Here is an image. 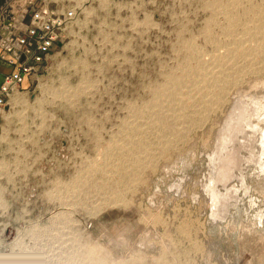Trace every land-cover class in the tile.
<instances>
[{"label":"rangeland","instance_id":"rangeland-1","mask_svg":"<svg viewBox=\"0 0 264 264\" xmlns=\"http://www.w3.org/2000/svg\"><path fill=\"white\" fill-rule=\"evenodd\" d=\"M49 1L52 8L78 7L79 16L2 120L0 264H72L70 253L93 247L108 264H264L259 163L242 150L241 169L227 184L236 199L224 218H214L218 210L204 187L233 101L243 100L236 109H244L257 96L264 99L258 39L244 44L250 55L235 56L237 66L256 62L258 70L241 72L244 83L214 112L201 94L210 87L190 98L187 76L178 109L167 116L153 108L156 89L167 86L171 74L185 73L191 51L210 63L233 47L228 29L243 32L263 22L264 0H238L234 7L229 0ZM213 2L235 8L233 26ZM226 67L236 71L232 63ZM166 143L171 148L159 154ZM120 193L121 199L114 196Z\"/></svg>","mask_w":264,"mask_h":264},{"label":"bare ground","instance_id":"bare-ground-1","mask_svg":"<svg viewBox=\"0 0 264 264\" xmlns=\"http://www.w3.org/2000/svg\"><path fill=\"white\" fill-rule=\"evenodd\" d=\"M239 1L238 0H229V6L230 7H234L235 5H237ZM214 3V2H213ZM225 3V2H224ZM220 2H215L213 5L215 6H220V9L223 13H225V16H229V22L230 25L233 26L235 24V22L237 21L235 18L236 15L235 13H233L232 10H234L233 8H231L232 10L229 11L230 7L226 4V5H220ZM241 4V3H240ZM241 7V6H240ZM252 7V6H251ZM257 7V6H256ZM255 7V8H256ZM248 8V7H247ZM246 9V8H245ZM253 9V8H252ZM261 9V10H260ZM260 13L261 16H264L262 14H264V8H260ZM249 10V9H248ZM247 11V10H246ZM256 11V10H255ZM238 12V11H237ZM239 13V12H238ZM240 14V13H239ZM253 14V13H252ZM248 15V12L247 14ZM227 16V17H228ZM241 16V15H240ZM253 16V15H250ZM244 17V16H243ZM246 17V16H245ZM244 17V18H245ZM256 17V16H255ZM254 17V18H255ZM247 18V17H246ZM249 18V17H248ZM261 18V17H260ZM242 19V18H241ZM257 19V18H255ZM263 19V18H262ZM261 20V19H260ZM241 21V20H240ZM246 21V20H245ZM257 21V20H256ZM243 22V21H242ZM246 23V22H245ZM248 23V22H247ZM250 23V22H249ZM248 23V24H249ZM228 24V22H227ZM251 24V23H250ZM229 26V25H228ZM230 26V27H231ZM236 26V25H235ZM239 26V24H238ZM242 26V25H241ZM250 26V25H249ZM253 26V25H252ZM249 27L246 28L244 27L243 32H237L236 28L232 29H226L227 33L230 35L232 34L234 36L233 41H232V46L230 47L228 52L223 55V56H217L215 57V59H213L210 63H206L205 61H203L200 56H193L194 52L191 51V56L190 57L192 59V62L190 60V58H188V64L185 67V70L183 69V71H185V73L180 75H176V74H171L169 76L167 86L165 85L162 88L156 89V93L157 95L155 96V98L157 97V104L153 107L155 109L157 108L159 110V108L162 110V114L164 115L165 113H163V111H166L167 116H168V112H174L176 109L179 108L180 102L182 101V99L180 98L181 95V88L184 87L185 85V77L187 76L188 81L191 82V86H190V90H188V95H190L191 98V93L195 91V93H201L203 87H210V90L208 92H202V96L203 97H207V99L204 101V107H206V109L208 110H212L213 106L215 104H219L222 103L225 100V97L227 96V94L235 88H237L238 86H240L241 84V76H243L241 74V72L245 73V72H249V71H256L258 70L255 63H249V64H243V65H236L237 64V58L235 57L237 54H242L243 56H248L250 55V52H252V48L251 47H245L244 44L249 42L250 40H256L258 39V49L264 51V21L261 22L260 24H256L253 28ZM211 27V26H210ZM240 28V27H239ZM242 29V28H241ZM224 30V29H223ZM235 30V31H234ZM251 42V41H250ZM253 42V41H252ZM194 43V42H193ZM224 43V42H223ZM249 44V43H248ZM191 47H193V45L189 44V49L191 50ZM193 50L194 47H193ZM190 52V51H189ZM197 52V51H196ZM200 52V51H199ZM241 56V55H240ZM187 58V57H186ZM236 59V60H235ZM244 59V58H243ZM264 59V57H263ZM251 60V59H250ZM187 62V61H186ZM229 63H232L233 65V69H235L236 71H229V68L226 67L229 65ZM257 64V63H256ZM260 64V63H259ZM264 65V64H262ZM231 66V65H230ZM237 66V67H236ZM235 67V68H234ZM232 68V67H230ZM182 70V69H181ZM232 70V69H230ZM179 74V73H178ZM260 77V76H259ZM258 81V80H257ZM243 82V81H242ZM244 83V82H243ZM261 83V82H260ZM264 84V82H263ZM262 83L260 84L261 86L263 85ZM255 85V84H254ZM259 85V86H260ZM186 86V85H185ZM252 86V85H251ZM187 87V86H186ZM202 87V88H201ZM255 87V86H253ZM241 88V87H240ZM260 88V87H259ZM248 89V88H247ZM254 89V88H252ZM257 90V89H256ZM233 91V90H232ZM246 91V90H245ZM234 92V91H233ZM239 92V91H238ZM252 92V91H251ZM261 92V91H260ZM236 93V92H235ZM242 93V92H241ZM240 93V95H241ZM194 94V93H193ZM230 94V93H229ZM243 94V93H242ZM247 94V93H246ZM250 94V93H249ZM247 94V96L249 95ZM256 94V92L254 93ZM195 95V94H194ZM194 95H192V98H196L194 97ZM244 95V94H243ZM262 95V94H260ZM196 96V95H195ZM246 96V97H247ZM252 96V95H250ZM255 96V95H254ZM264 96V95H263ZM262 96V97H263ZM183 97V96H181ZM234 97V96H233ZM239 97V96H238ZM245 97V95H244ZM249 97V96H248ZM254 98V97H253ZM256 98V97H255ZM257 96V99L253 102H247L245 107V111L242 107H239L236 109V105L241 103L243 105V100H239V98H237L236 101H233L234 103L231 106V112L230 114H228L229 120L227 122V125H223L222 127L225 126L223 132H222V136L220 137V142L219 144L216 146L214 151L213 156L210 158L211 159V172L208 178L207 183L205 184L206 186H204L206 189L205 191H207V194L209 196L210 202H211V206L213 208H217L218 210V214L216 216H214V218L217 217H222L224 218V214H226L227 212H229V206L231 204V200L232 199H236L235 194L236 190L233 188H228V182L229 180H231L230 178L233 176L235 170L237 171V168H240L241 166V162L244 159L242 157V150H246L247 153L246 155L248 156L249 159L259 163V169L261 171V173H264V99L263 98H259ZM198 99V98H197ZM243 99V96H242ZM156 100V99H155ZM194 100V99H193ZM229 100V99H228ZM246 100V99H245ZM153 101V100H152ZM202 102V101H201ZM200 103V102H198ZM151 105V104H149ZM167 105V106H166ZM241 105V106H242ZM147 105H145L146 107ZM198 106V105H197ZM240 106V105H239ZM148 109H150V106H147ZM238 107V106H237ZM244 107V106H243ZM151 108V109H153ZM199 108V107H198ZM216 108V107H214ZM146 109V111L148 110ZM150 109V110H151ZM197 109V108H196ZM218 109V108H217ZM217 109H215L217 111ZM144 110V109H143ZM194 110V109H193ZM214 110V109H213ZM212 110V111H213ZM237 110V112H236ZM137 111V110H136ZM140 111V110H139ZM149 111V110H148ZM157 111V110H156ZM200 111V110H199ZM142 111H140L141 113ZM145 112V110H144ZM195 112V111H194ZM211 112V111H210ZM214 112V111H213ZM147 113V112H146ZM158 112H156L157 114ZM199 113V112H198ZM137 114V113H136ZM142 114V113H141ZM181 114V113H180ZM179 114V116H180ZM201 114V113H200ZM138 115V114H137ZM188 115V114H187ZM195 115V114H194ZM198 115V114H197ZM161 115H159L158 117L160 118ZM166 116V117H167ZM170 117H172L169 114ZM200 116V115H199ZM210 116V115H209ZM157 118V116H155ZM165 117V116H164ZM162 117V118H164ZM201 117V116H200ZM203 117V116H202ZM205 117V116H204ZM140 118V117H139ZM150 118V117H149ZM152 118V117H151ZM158 120H162L159 119ZM175 118V117H174ZM186 118V117H185ZM191 118V117H190ZM171 119V118H170ZM200 119V118H199ZM203 119V118H202ZM205 119V118H204ZM228 119V118H227ZM156 120V119H155ZM157 120V121H158ZM196 121V120H195ZM204 121V120H203ZM224 121V120H223ZM165 122V121H164ZM161 123V124H165V123ZM188 122V121H187ZM206 122V121H205ZM173 123V122H172ZM182 124V122L180 123V125ZM225 124V123H224ZM137 125V124H136ZM135 125V126H136ZM148 125V124H147ZM150 125V124H149ZM166 125V124H165ZM185 125V124H184ZM187 125V124H186ZM194 125V124H193ZM198 125V124H197ZM200 125V124H199ZM163 126V125H162ZM172 126V125H171ZM131 127V125H130ZM153 127V126H152ZM156 127V126H155ZM166 127V126H165ZM164 127V128H165ZM168 127V126H167ZM179 127V126H178ZM132 128V127H131ZM134 128V127H133ZM171 128V127H170ZM176 128V127H174ZM189 128V127H188ZM200 128V127H199ZM249 128V129H248ZM167 130V129H165ZM123 131V130H122ZM131 131V130H130ZM146 131V130H145ZM173 131V130H172ZM177 131V129H176ZM179 131V130H178ZM175 132V133H178ZM170 132V131H169ZM190 132V131H189ZM131 133V132H129ZM136 133V132H135ZM155 133V132H154ZM171 133V132H170ZM181 133V132H180ZM192 133V132H191ZM133 134V132H132ZM149 134V133H148ZM172 134V133H171ZM184 134V133H183ZM241 134V135H240ZM177 135L178 134H174ZM181 135V134H180ZM179 135V137H181ZM186 135V134H185ZM132 136V135H131ZM184 136V135H182ZM133 137V136H132ZM178 137V138H179ZM186 137V136H185ZM162 138V137H161ZM131 139V138H130ZM129 139V140H130ZM181 139V138H180ZM219 139V138H218ZM128 140V141H129ZM132 140V139H131ZM154 140V139H153ZM176 140V139H175ZM191 140V139H190ZM179 141V140H178ZM130 142V141H129ZM159 142V141H158ZM157 142V143H158ZM177 142V141H176ZM190 142V141H189ZM188 142V143H189ZM193 142V141H192ZM218 142V141H217ZM163 143V142H162ZM172 143V139L171 142ZM168 143H166V145H164L163 147L160 148L159 154H166L167 149L169 148L170 145H168ZM185 143V142H184ZM138 144V143H137ZM173 145V144H172ZM174 147V146H173ZM176 147V146H175ZM123 148V147H122ZM141 148V147H140ZM171 148V146H170ZM116 149V148H115ZM120 149V148H119ZM175 149V148H174ZM130 150V149H129ZM135 152V148L133 149ZM108 151V150H107ZM125 151V150H123ZM128 151V150H127ZM145 151V149H144ZM148 151V150H146ZM151 151V150H150ZM155 151V150H154ZM126 152V151H125ZM132 153V151H130ZM133 152V155H135ZM138 152V151H137ZM130 153V154H131ZM213 153V152H212ZM116 154V153H115ZM120 154V153H119ZM124 154V153H123ZM151 154H153L151 152ZM128 154H126L127 156ZM132 155V156H133ZM139 155V154H138ZM141 155V154H140ZM145 155V152H144ZM245 155V154H243ZM131 156V155H130ZM131 156V157H132ZM172 156V155H171ZM211 156V155H210ZM124 157V156H123ZM130 157V158H131ZM138 157V156H137ZM141 157V156H140ZM138 157V158H140ZM147 157V156H146ZM150 162H152L153 158H155L153 155L150 156ZM157 157V156H156ZM166 157V156H165ZM134 158V157H133ZM149 158V157H147ZM144 159V158H143ZM152 159V160H151ZM159 159V158H158ZM128 160V159H127ZM250 160V161H251ZM125 161V160H124ZM134 161V160H133ZM154 161V160H153ZM159 161V160H158ZM166 161V160H165ZM140 162V160H139ZM142 162V160H141ZM160 162V161H159ZM132 163V162H131ZM135 163H138L135 162ZM143 163V162H142ZM148 163V161H147ZM125 164V163H124ZM127 164V163H126ZM140 164V163H138ZM153 164H155L153 162ZM159 164V163H158ZM105 165V164H104ZM144 165V164H143ZM142 165V167H143ZM149 165V164H148ZM148 168L149 169V167ZM151 165V164H150ZM160 165V164H159ZM257 165V164H256ZM145 166V165H144ZM155 166V165H154ZM258 166V165H257ZM133 167V166H132ZM141 167V166H140ZM167 167V166H166ZM131 168V166H130ZM137 168V166H136ZM135 168V169H136ZM109 169V168H108ZM128 169V167H127ZM152 169V168H151ZM241 169V168H240ZM139 171L134 172L137 173L134 175V181H136V183H139L141 180L140 177V168L138 169ZM146 170V169H145ZM168 170V169H167ZM111 172V171H110ZM239 172V171H238ZM241 173V172H240ZM114 174V173H113ZM118 174V173H117ZM109 175V174H108ZM142 175V173H141ZM130 176L132 177L133 175L130 174ZM236 176V175H235ZM243 176V174H242ZM129 177V176H128ZM127 177V179H129ZM237 177V176H236ZM245 177V176H243ZM107 178V177H106ZM133 179V178H131ZM233 179V178H232ZM126 180V179H125ZM124 180V181H125ZM149 180V179H148ZM127 181V180H126ZM125 181V182H126ZM241 181V178H240ZM95 182V181H94ZM114 182V181H113ZM129 182V181H128ZM243 182V181H242ZM241 182V183H242ZM78 183V182H77ZM115 184V183H114ZM117 184V182H116ZM127 184V183H124ZM130 184V183H129ZM135 184V183H134ZM222 185L225 187V190L222 191L219 188V185ZM111 185V184H110ZM133 185V183L131 184ZM245 185V184H243ZM128 186V185H126ZM236 186V185H235ZM109 187V186H108ZM124 187V186H123ZM131 190H134V188L132 189L131 186H129ZM139 187V186H138ZM153 187V186H152ZM244 187V186H243ZM235 188V187H234ZM110 189V188H109ZM139 189V188H138ZM143 189V188H142ZM239 189V188H238ZM248 189V188H247ZM246 190V188H245ZM85 191V190H84ZM116 189L112 192H115ZM128 191V190H127ZM150 191V190H149ZM238 191V190H237ZM123 192V191H122ZM129 192V191H128ZM135 192V191H134ZM150 193V192H149ZM120 194L114 195L117 196V198H120ZM154 195V194H153ZM112 196V195H111ZM109 197V196H108ZM122 197V196H121ZM111 198V197H110ZM114 198V197H113ZM128 198V197H127ZM121 199V198H120ZM116 200V198H115ZM108 201V200H107ZM114 201V200H113ZM117 201V200H116ZM122 201V200H120ZM101 202V201H100ZM118 202V201H117ZM124 203V202H123ZM96 206V205H95ZM141 207V206H140ZM126 208V207H125ZM215 208V209H216ZM97 209V208H96ZM141 209V208H140ZM188 209V208H187ZM153 210V209H152ZM151 211V210H150ZM163 211V210H162ZM216 211V210H214ZM148 212V211H147ZM164 212V211H163ZM159 213V212H158ZM217 213V211L215 212ZM223 213V214H222ZM163 214V213H161ZM178 214V213H177ZM213 214V213H212ZM262 214V213H261ZM151 215V214H150ZM140 220V219H139ZM162 220V218L160 219ZM159 221V220H156ZM167 222V221H166ZM169 222V221H168ZM150 223V222H149ZM155 223V221H154ZM159 223V222H158ZM164 223V222H163ZM183 223V222H182ZM157 224V223H156ZM189 224V223H188ZM158 225V224H157ZM156 225V226H157ZM160 225V224H159ZM168 225V224H167ZM165 226V225H164ZM172 226V225H171ZM183 226V225H182ZM180 227V226H179ZM178 228V227H177ZM184 228H186L184 226ZM181 229V228H180ZM186 230V229H185ZM184 230V231H185ZM183 230L181 229L180 232H182ZM186 232V231H185ZM183 232V233H185ZM163 233V232H162ZM187 233V232H186ZM185 233V234H186ZM182 235V234H181ZM166 236V234H165ZM170 236V235H168ZM167 237V236H166ZM188 237V236H187ZM74 238V237H73ZM164 238V237H163ZM169 238V237H167ZM169 240V239H168ZM69 241V240H68ZM164 241V240H163ZM86 242V241H85ZM190 242V241H189ZM81 243V242H80ZM92 244V243H91ZM72 245V243H71ZM90 245V244H89ZM182 245V244H181ZM192 245V244H191ZM63 246V245H62ZM68 246V245H67ZM190 246V245H189ZM104 247V246H103ZM83 248V247H82ZM90 248V246H89ZM84 249V248H83ZM100 249L97 248H91L87 251L84 252H75V253H70V255L67 257L69 258V260H73L72 264H108V260L106 257H101L98 256V252ZM199 250V249H198ZM98 251V252H97ZM165 251V250H164ZM101 252V250H100ZM166 253V251H165ZM191 254V253H190ZM101 255V254H99ZM166 255V254H164ZM135 259V258H134ZM178 259V258H177ZM67 260V259H66ZM66 262V261H65ZM69 262V261H68ZM114 263V261H113ZM68 264V263H67ZM158 264V263H157Z\"/></svg>","mask_w":264,"mask_h":264},{"label":"built area","instance_id":"built-area-1","mask_svg":"<svg viewBox=\"0 0 264 264\" xmlns=\"http://www.w3.org/2000/svg\"><path fill=\"white\" fill-rule=\"evenodd\" d=\"M50 3L29 0L27 23H22L11 8L0 11V60L13 67L0 83V129L4 115L15 111L14 95L22 94L26 82L35 80L79 16L78 7L52 8Z\"/></svg>","mask_w":264,"mask_h":264},{"label":"crops","instance_id":"crops-1","mask_svg":"<svg viewBox=\"0 0 264 264\" xmlns=\"http://www.w3.org/2000/svg\"><path fill=\"white\" fill-rule=\"evenodd\" d=\"M28 2L29 0H1L0 11L5 8H11L22 23H27L31 15ZM12 69L13 67L7 62L0 60V83L3 81L4 75L11 72ZM28 86H30V82H26L24 85V89H26L23 92H28ZM13 105L15 107V95L13 97Z\"/></svg>","mask_w":264,"mask_h":264}]
</instances>
